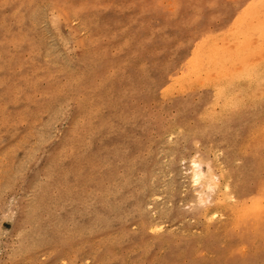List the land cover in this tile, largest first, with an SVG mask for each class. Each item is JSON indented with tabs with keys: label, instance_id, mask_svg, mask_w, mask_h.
Segmentation results:
<instances>
[{
	"label": "rangeland",
	"instance_id": "rangeland-1",
	"mask_svg": "<svg viewBox=\"0 0 264 264\" xmlns=\"http://www.w3.org/2000/svg\"><path fill=\"white\" fill-rule=\"evenodd\" d=\"M263 7L0 0V264H264Z\"/></svg>",
	"mask_w": 264,
	"mask_h": 264
},
{
	"label": "bare ground",
	"instance_id": "bare-ground-1",
	"mask_svg": "<svg viewBox=\"0 0 264 264\" xmlns=\"http://www.w3.org/2000/svg\"><path fill=\"white\" fill-rule=\"evenodd\" d=\"M263 8H264V7H263ZM258 10H259V9H258ZM262 10H263V9H262ZM255 13H257V11H256ZM256 17H258V16H256ZM263 21H264V20H263ZM259 23H260V22H259ZM259 23H258V24H259ZM260 24H261V23H260ZM262 24H264V22H263ZM243 26L245 27V25H243ZM248 26H249V25H248ZM255 26H256V25H255ZM258 27H260V26H258ZM256 28H257V27H256ZM257 29L260 30V28H257ZM257 29H255V32H256ZM259 30H257V31H259ZM240 32H241V31H240ZM253 32H254V31H253ZM253 32H252V33H253ZM237 33H238V32H237ZM259 33H261V32L259 31ZM257 34H258V33H257ZM249 35H250V34H249ZM258 35H259V34H258ZM260 35H261V34H260ZM260 35H259V36H260ZM244 36H245V35H244ZM244 36H243V37H244ZM250 36H251V35H250ZM255 36H256V35H255ZM248 37H249V36H248ZM260 37H261V36H260ZM253 38H255V37H253ZM249 39H251V38H249ZM241 40H242V39H241ZM228 41H230V40H228ZM228 41H226V42H228ZM242 41H243V40H242ZM253 41H254V40H253ZM226 42H225V43H226ZM230 42H232V41H230ZM230 42H229V43H230ZM221 43H222V42H221ZM232 43H233V42H232ZM232 43H231V44H232ZM235 43H236V42H235ZM253 43H255V42H253ZM233 44H234V43H233ZM251 44H252V43H251ZM226 45H227V44H226ZM234 45H235V44H234ZM238 45H239V44H238ZM248 45H250V44H248ZM231 46H232V45H231ZM218 47H219V46H218ZM222 47H223V46H222ZM222 47L220 46V48H222ZM234 48H235V47H234ZM236 48H237V47H236ZM250 48H251V47H250ZM257 49H258V48H257ZM218 50H219V49H217V51H218ZM229 50H230V49H229ZM258 50H259V49H258ZM260 50H261V49H260ZM215 51H216V50H215ZM213 52H214V51H213ZM213 52H212V53H213ZM219 52H220V51H219ZM220 53H221V52H220ZM228 53H229V52H228ZM260 53H261V52H260ZM208 54H210V53H208ZM234 54H235V53H234ZM262 54H264V53H262ZM214 55L216 56V55H218V54H214V53H213V56H214ZM219 55H221V54H219ZM235 56H236V55H235ZM218 57H219V56H218ZM231 57H233V56H231ZM231 57H230V58H231ZM212 58H213V57H212ZM255 58H256V57H255ZM258 58H259V57H258ZM262 58H263V57H262ZM262 58H260V59H262ZM208 59H209V58H208ZM209 60H210V59H209ZM225 60H228V58L225 59ZM216 61H217V59H216ZM201 62H202V61H201ZM217 62H219V60H218ZM231 63H232V62H231ZM254 63H255V61H254ZM220 64H221V63H220ZM234 65H235V64H234ZM216 66H217V64H216ZM218 66H220V65H218ZM221 66H222V65H221ZM227 66H229V65H227ZM227 66H226V67H227ZM237 66H238V65H237ZM224 67H225V65H224ZM230 67H231V66H230ZM230 67H229V68H230ZM232 67H233V69H234V66H233V65H232ZM238 67H239V66H238ZM238 67H237V68H238ZM241 67H242V66H240L239 68H241ZM249 67H250V66H249ZM220 68H221V67H220ZM222 69H223V67H222ZM227 69H228V68H227ZM227 69H225V70H227ZM233 69H232V70H233ZM230 70H231V69H230ZM230 70L228 69V71H230ZM213 71H215V70H213ZM221 71H222V70H219L218 73H219V72L221 73ZM209 72H210V71H209ZM235 72H236V71H235ZM218 73H217V71H216V72H215V75H217ZM224 73H225V72H224ZM210 75H211V74H210ZM213 75H214V73H213ZM225 75H226V74H225ZM231 75H232V74H231ZM205 76H206V75H205ZM211 76H212V75H211ZM239 76H240V75H239ZM204 79H205V78H204ZM216 79H217V78H216ZM216 87H217V86H216ZM258 87H259V86H258ZM258 87H257V88H258ZM223 88H224V87H223ZM257 88H256V89H257ZM185 89H186V88H185ZM239 95H240V94H239ZM234 103H235V102H234ZM229 104H230V103H229ZM232 106H233V105H232ZM235 106H236V105H235ZM237 106H238V105H237ZM239 106H240V105H239ZM262 112H263V111H262ZM239 114H240V113H239ZM251 114H252V113H251ZM236 128H237V127H236ZM157 148H158V147H157ZM161 150H162V149H161ZM168 151H169V150H168ZM157 172H158V171H157ZM183 174H184V173H183ZM243 174H244V173H243ZM171 175H172V174H171ZM212 175H213V174H212ZM166 178H167V177H166ZM212 178H213V177H212ZM243 178H244V177H243ZM203 183H204V182H203ZM237 183H238V182H237ZM204 184H205V183H204ZM206 188H207V187H206ZM242 189H243V188H242ZM181 190H182V189H181ZM208 190H209V189H208ZM240 191H242V190H240ZM172 192H173V191H172ZM189 192H190V191H189ZM135 195H136V194H135ZM153 196H154V195H153ZM137 197H138V196H137ZM195 198H196V196H195ZM193 199H194V198H193ZM153 201H154V200H153ZM195 201H196V200H195ZM200 201H201V200H200ZM200 201H199V202H200ZM196 204H197V203H196ZM200 207H201V206H200ZM205 207H206V206H205ZM194 208H195V207H194ZM126 209H127V208H126ZM196 209H197V208H196ZM193 212H194V211H193ZM134 214H135V213H134ZM165 215H166V213H165ZM168 215H169V214H168ZM206 215H207V214H206ZM168 217H169V216H168ZM162 226H163V225H162ZM113 236H114V235H113ZM115 236H116V235H115ZM117 236H118V235H117ZM120 236H121V235H120ZM109 238H110V237H109ZM111 240H112V239H111ZM257 258H258V257H257ZM258 259H259V258H258Z\"/></svg>",
	"mask_w": 264,
	"mask_h": 264
}]
</instances>
